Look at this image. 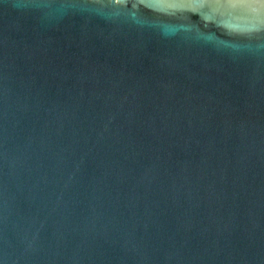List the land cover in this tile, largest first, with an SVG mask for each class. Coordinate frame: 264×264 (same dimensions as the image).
Here are the masks:
<instances>
[{
    "label": "water",
    "instance_id": "1",
    "mask_svg": "<svg viewBox=\"0 0 264 264\" xmlns=\"http://www.w3.org/2000/svg\"><path fill=\"white\" fill-rule=\"evenodd\" d=\"M0 264H264V0H0Z\"/></svg>",
    "mask_w": 264,
    "mask_h": 264
}]
</instances>
